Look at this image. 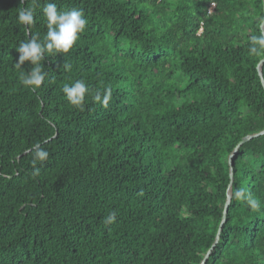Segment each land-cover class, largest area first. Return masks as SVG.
Wrapping results in <instances>:
<instances>
[{"label":"trees","instance_id":"16d2710c","mask_svg":"<svg viewBox=\"0 0 264 264\" xmlns=\"http://www.w3.org/2000/svg\"><path fill=\"white\" fill-rule=\"evenodd\" d=\"M45 2L0 0V264H200L227 193L204 264H264V133L234 152L264 130V1L47 0L88 23L33 91L16 48L46 34ZM77 80L82 107L62 91Z\"/></svg>","mask_w":264,"mask_h":264},{"label":"clouds","instance_id":"9594fccd","mask_svg":"<svg viewBox=\"0 0 264 264\" xmlns=\"http://www.w3.org/2000/svg\"><path fill=\"white\" fill-rule=\"evenodd\" d=\"M23 2V0H22ZM43 15L47 21V32L42 39L31 37L27 41H21L16 48L19 54L16 67L21 66L29 61L31 69L27 74H21V83L35 91L45 80L47 73L43 70L41 61H43L45 53L57 55L60 53H68L73 45L79 39V34L85 31L88 21L85 19V14L82 9H71L69 11L58 10L56 3L45 2L42 9ZM18 22L22 25L32 26L34 20V10L29 7H24L18 11ZM250 55L264 54V32L260 35H254L250 38ZM65 70L71 68L70 64L63 65ZM67 101L76 107H82L86 94L89 93L88 86L82 80H77L71 85L65 84L62 89ZM93 100L103 107H107L111 100V91L105 89L103 93L96 91ZM34 153L32 160L33 165L37 161L44 162L49 157V152L43 149L40 144H36L30 149ZM39 169H36V173ZM234 196L236 199L244 200L252 210L260 209L258 199L252 197L244 188H238ZM116 213L110 212L104 217L103 222L108 225L116 221Z\"/></svg>","mask_w":264,"mask_h":264},{"label":"water","instance_id":"95a60500","mask_svg":"<svg viewBox=\"0 0 264 264\" xmlns=\"http://www.w3.org/2000/svg\"><path fill=\"white\" fill-rule=\"evenodd\" d=\"M264 1V0H263ZM261 27H262V32H264V19L261 23ZM264 61V59H262L259 63H258V72H259V76L261 77V81L264 85V79H263V74H262V70H261V64L262 62ZM264 133V130L256 133V134H252V135H248L246 137H244L240 142L239 144L236 146L234 152H236L238 146L243 143L244 141L254 137V136H257V135H260V134H263ZM231 157L232 155L229 157V164H231ZM232 176V170L230 168V177ZM229 201H230V194L227 193V198H226V201H225V204H224V208H223V214H222V219H221V222L219 224V228H218V231H217V234H216V237H215V240H214V243L212 244V246L210 247V249L207 251V253L205 254L203 260L201 261L200 264H204L206 259L208 258L209 254L211 253L213 247L215 246V244L218 242V238H219V234H220V231L222 229V226H223V222L225 220V216H226V212H227V209H228V204H229Z\"/></svg>","mask_w":264,"mask_h":264}]
</instances>
